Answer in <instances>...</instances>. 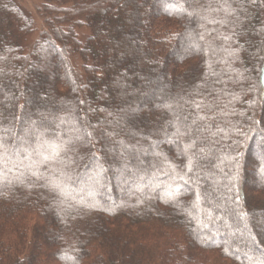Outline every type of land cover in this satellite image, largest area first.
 <instances>
[{
  "label": "trees",
  "instance_id": "16d2710c",
  "mask_svg": "<svg viewBox=\"0 0 264 264\" xmlns=\"http://www.w3.org/2000/svg\"><path fill=\"white\" fill-rule=\"evenodd\" d=\"M38 2L24 51L0 0V264H264V0Z\"/></svg>",
  "mask_w": 264,
  "mask_h": 264
},
{
  "label": "rangeland",
  "instance_id": "374dc122",
  "mask_svg": "<svg viewBox=\"0 0 264 264\" xmlns=\"http://www.w3.org/2000/svg\"><path fill=\"white\" fill-rule=\"evenodd\" d=\"M32 18H34L35 22H36V26L37 29H35V31L28 35V36H23V38H21V45L24 49V51H28L30 50V47L32 46L33 42L36 40V38L39 35V26H41V24H39V20L37 18L36 15V8L38 7L39 4V0H15ZM154 6V5H153ZM20 40V38H19ZM143 94H140V97ZM139 97V98H140ZM264 97V96H263ZM262 142V141H260ZM250 180V177H249Z\"/></svg>",
  "mask_w": 264,
  "mask_h": 264
}]
</instances>
